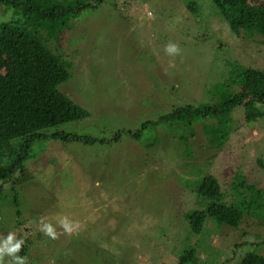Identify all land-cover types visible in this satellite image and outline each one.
Returning a JSON list of instances; mask_svg holds the SVG:
<instances>
[{
    "label": "rangeland",
    "instance_id": "374dc122",
    "mask_svg": "<svg viewBox=\"0 0 264 264\" xmlns=\"http://www.w3.org/2000/svg\"><path fill=\"white\" fill-rule=\"evenodd\" d=\"M213 1L111 0L79 21L22 18L27 33L67 67L59 91L89 113L52 131L98 142L34 143L19 181L0 192V247L9 234L13 244L22 239L15 255L26 264H177L191 249L188 259L198 264L264 256V221L244 217L231 229L208 219L198 226L192 217L202 208L193 186L205 176L215 177L227 203L236 173L264 191V118L248 122L237 108L219 149L203 135L213 120L191 121L189 113L187 128L170 118L177 107L228 102L239 90L228 85L236 65L264 72V39L238 36ZM169 44L179 52H167ZM189 128L192 155L185 156L180 140Z\"/></svg>",
    "mask_w": 264,
    "mask_h": 264
},
{
    "label": "trees",
    "instance_id": "16d2710c",
    "mask_svg": "<svg viewBox=\"0 0 264 264\" xmlns=\"http://www.w3.org/2000/svg\"><path fill=\"white\" fill-rule=\"evenodd\" d=\"M106 1L111 0H0L3 13H10L4 19V14L0 16V65H5L6 70L5 75H0V179L3 183L0 192L4 185L19 181L25 163L34 159L32 147L36 141L60 139L62 143L88 145L98 142L86 134L68 135L63 130L52 131L58 126L78 123L89 113L59 91L58 86L70 77L67 67L27 33L24 24L20 23L22 18L37 19L38 22L39 19L79 21L86 17L81 15L97 9ZM213 2L222 15L227 16L224 17L230 21L238 36L245 34L249 38L260 36L264 39V6L252 5L249 0ZM187 8L191 9V6L187 5ZM236 66L233 71L236 76L228 85L238 84L239 90L233 92L228 102L221 104L215 99L214 103L200 105L198 109L192 105L177 107L170 116L177 123L189 113L195 116L191 121L213 120L203 125L202 130L215 149L221 147L225 135L231 132L230 117L237 108L243 107L248 122L264 118V72L247 65ZM227 88L230 89V86ZM217 93L216 88L214 96ZM168 118L166 116L161 120L167 121ZM146 125L148 123L142 126ZM181 125L188 128L185 119ZM123 132H117L118 136L112 141H116ZM189 133L180 143L184 145L183 154L192 155L188 137L193 135L194 129L189 128ZM245 181L243 173L233 176L231 192L234 200L227 203L215 177L208 175L200 179L193 186L196 199L202 204L201 209L193 212L195 224L202 226L208 219L213 224L237 229L244 217L264 221V191ZM23 247L26 253L28 246L24 244ZM256 252L245 255L241 264H264V256ZM189 254H193L192 249L177 264H198L197 260L188 259Z\"/></svg>",
    "mask_w": 264,
    "mask_h": 264
},
{
    "label": "clouds",
    "instance_id": "9594fccd",
    "mask_svg": "<svg viewBox=\"0 0 264 264\" xmlns=\"http://www.w3.org/2000/svg\"><path fill=\"white\" fill-rule=\"evenodd\" d=\"M166 51L169 53L179 52V48L175 44H169L166 46ZM63 227L66 232L71 233L73 231L72 227H70L67 223H64ZM78 227L79 225L77 224V228ZM45 231L49 236L55 238V233L50 225H45ZM13 239L14 235L9 234L4 241L3 247H0V264H5L4 256L11 257L8 264H26V258L15 255V253L19 251L20 244L23 243V240L21 239L13 244Z\"/></svg>",
    "mask_w": 264,
    "mask_h": 264
}]
</instances>
